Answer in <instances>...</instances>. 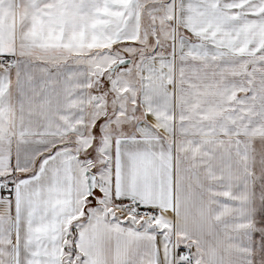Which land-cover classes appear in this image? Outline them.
<instances>
[{
  "label": "snow or ice",
  "instance_id": "obj_1",
  "mask_svg": "<svg viewBox=\"0 0 264 264\" xmlns=\"http://www.w3.org/2000/svg\"><path fill=\"white\" fill-rule=\"evenodd\" d=\"M0 264H264V0H0Z\"/></svg>",
  "mask_w": 264,
  "mask_h": 264
}]
</instances>
